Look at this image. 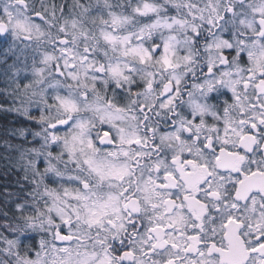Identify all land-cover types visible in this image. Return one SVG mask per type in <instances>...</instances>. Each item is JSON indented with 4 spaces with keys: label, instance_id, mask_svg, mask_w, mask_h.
Masks as SVG:
<instances>
[{
    "label": "snow or ice",
    "instance_id": "6c2138e0",
    "mask_svg": "<svg viewBox=\"0 0 264 264\" xmlns=\"http://www.w3.org/2000/svg\"><path fill=\"white\" fill-rule=\"evenodd\" d=\"M0 264H264V0H0Z\"/></svg>",
    "mask_w": 264,
    "mask_h": 264
}]
</instances>
